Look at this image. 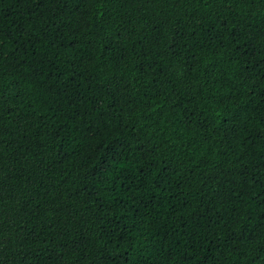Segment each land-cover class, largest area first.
<instances>
[{
  "label": "trees",
  "instance_id": "16d2710c",
  "mask_svg": "<svg viewBox=\"0 0 264 264\" xmlns=\"http://www.w3.org/2000/svg\"><path fill=\"white\" fill-rule=\"evenodd\" d=\"M0 264H264V0H0Z\"/></svg>",
  "mask_w": 264,
  "mask_h": 264
}]
</instances>
